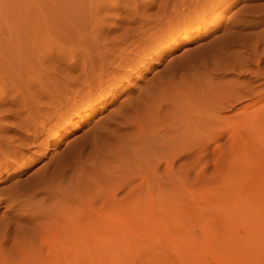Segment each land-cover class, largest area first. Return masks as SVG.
I'll list each match as a JSON object with an SVG mask.
<instances>
[{"label":"rangeland","instance_id":"rangeland-1","mask_svg":"<svg viewBox=\"0 0 264 264\" xmlns=\"http://www.w3.org/2000/svg\"><path fill=\"white\" fill-rule=\"evenodd\" d=\"M74 22L112 30L104 37L113 41L133 37L124 52L136 63L137 44L146 49L103 100L55 59L57 29ZM158 81L169 95L203 87L225 99L199 116L182 105L177 125L207 119V109L212 128L207 139L186 136L194 147L172 169L152 154L168 110L144 120ZM127 100L143 121L136 127ZM116 113L131 127L118 128ZM0 191V254L11 264L22 261L20 234L44 254L46 244L26 221L20 234L9 226L23 213L7 205L9 192H42L35 198L49 208L62 201L69 228L78 217L81 246L63 250L79 251V264H264V0H0Z\"/></svg>","mask_w":264,"mask_h":264},{"label":"bare ground","instance_id":"bare-ground-1","mask_svg":"<svg viewBox=\"0 0 264 264\" xmlns=\"http://www.w3.org/2000/svg\"><path fill=\"white\" fill-rule=\"evenodd\" d=\"M60 24H62V23H60ZM95 25L98 26L99 24L97 25L95 23L92 31L90 30L92 27L89 28V30H87L83 25H80V24L78 25L76 23H75V25L74 24L68 25L67 23L64 25H61L60 28L57 29V31H58L57 33H58L59 37H61L60 40L62 39V41H59V42L64 44L63 45L64 48H61V46H60L59 52L61 51V53L58 52L56 54L55 59L57 62L62 61V63H64L66 66L65 67L66 70L67 69H69L70 71L76 70V67H77L80 71L78 76L79 77L82 76L84 78L83 81H84V83H86L88 85V87L95 86V88L99 91L100 99L103 100L107 94V92L105 93L104 89L109 87L111 85V83H113V81H117L116 79L118 76L125 77L126 71L129 72V70L132 71V70L138 69V66H139L138 64L141 63L143 58L145 57L146 49L142 47L143 45L141 43L137 44L135 50H141L140 53L142 54V56L139 58V60L136 63V62H134L132 55L130 54V51L128 53L124 52L125 49L132 44L133 37L127 36V37H124L122 39H119L118 41L115 39L113 41L111 39H107L104 37L107 35L108 32H110L112 30L108 29L109 31L107 30V32H106V28H104L106 33H103L104 31L103 32L98 31V28H96ZM99 27L103 28V26H99ZM90 47H93V48H90ZM174 47H175V45L171 46L170 49H173ZM220 55H223V58H224L225 56H230L231 52L226 50L223 52V54L221 53ZM75 57H78L79 59H76ZM62 63H60V64H62ZM124 69H125V71L123 72ZM103 78L106 81H104ZM160 79H161V77H160ZM104 85H106V86H104ZM166 85L167 84L165 82L158 81L157 85H155V87L153 89L151 88L152 90L147 91L145 98H144L145 99L144 110L146 109L145 110L146 113L144 111V113H145L144 117L146 119H144V117H143V119L146 120V122H147L148 119H150L154 116L156 117V114L160 115L161 112L164 113L163 111L168 110L170 116H168V114L165 116H168L167 119L170 117L169 125H167L166 127H164L162 129V135L161 136H159L161 132L156 129L157 130L156 131L157 132L156 133L157 141L152 140L154 136L150 140H151V142L152 141L154 142L153 147L155 148V150H154L155 152H153L152 154L153 155L156 154L158 156L157 160L154 157L155 161H156V162L154 161V163H156V165L155 164L154 165L157 167V164H159L161 160H165L167 165L169 166V167L168 166L167 167L171 168L172 165L175 164L176 160L180 157V155L182 153L188 152L192 149V147H194V145L190 144L191 142L188 143V139L186 136H189L190 133L192 134L193 131L197 129L198 131H200L199 136L201 138L203 137V139H207L209 137L208 133L210 132V129L212 128L211 122L209 123V121H210L209 117L211 116V114L209 113V111L207 109L206 110L204 109V113H206V115L209 116L207 119H203L205 117H201L202 114L200 115V117L202 119H197V118L195 119V117L193 115V117H194V120L192 119L193 121L183 119L182 127L177 125L176 121L181 120V119L178 120V118L181 116V111L183 110L184 106H186V107L189 106L190 109H193L192 111H195V112L197 111V113L195 114V116H196L198 114V112H202L203 108H201V107L207 106V104L209 105L213 101L211 98H213L215 96H213L212 91H210L209 88H203V87L202 88L199 87V89H196V90H194L193 88H189L187 90V92L185 91L186 93L182 94L180 92L181 95H179V93L177 91L179 96H177L176 93H175V95H169ZM79 89H77V92ZM236 95H238V93ZM210 99H211V102H210ZM220 99H222V98L219 97V100ZM113 100H114V98H113ZM129 100L125 101L126 104L124 103L123 106L125 107V109L126 108L128 109V110L126 109V111H128L129 115L131 116V119H133L132 120L133 126L136 127V124L140 125L141 124L140 122L142 120L140 118V114L138 113L139 110L137 112L134 111L132 109L133 104L127 105V102L129 104L130 101H132V100H130V101ZM214 100H218V99L214 98ZM219 100H218V103L214 102V101L212 103L213 104L217 103V105L219 104L220 106H221V104H220L221 102L225 103V99H222V101L221 100L219 101ZM165 101H166V103H164ZM89 102H91V101H89ZM92 103L89 105L90 107L93 106ZM134 103H136V102L134 101ZM142 103H144V102H142ZM182 105H184V106H182ZM219 105L217 107H220ZM140 106H139V108H140ZM214 106H216V105H214ZM120 109H121V111L124 110V109H122V107ZM121 111H119L118 113L120 114ZM126 111H124V112H126ZM210 112H211V109H210ZM126 115L124 116L122 114V116L125 118H126ZM250 115H251V113H250ZM113 116L114 115H112V117ZM122 116L120 117L121 119L123 118ZM198 116H199V114H198ZM247 116H249V113ZM117 117H118V114L116 115L115 118H117ZM212 117H213V115H212ZM120 118L118 117V120ZM123 122H124V119H123ZM153 122H154V120H153ZM117 123L120 124V120H119V122L117 121ZM131 125L121 126V124H120L117 126H118V128H128V127H131ZM135 127H133V128H135ZM152 127H153V125H152ZM133 128H132V130H133ZM146 128H147V125H146ZM102 130H103L102 133L108 134L106 136H112V135L115 136L113 133L111 134V132L108 131L107 127L103 128ZM125 130H127V129H125ZM116 131H117V129H116ZM118 131H119V129H118ZM122 131H124V129ZM125 134H124V136H125ZM128 135H129V133H128ZM122 136H123V134H122ZM122 136L120 135L121 138L124 137V136L123 137ZM128 137H127V141H129ZM130 138H131V136H130ZM116 139H119V138H116ZM120 139H119V141H121ZM141 139L143 140V138H141ZM122 140L124 141L125 137ZM132 142H133V140H132ZM128 143H127V145H128ZM143 144L145 146V142H143ZM148 146H152V145H148ZM125 148H128V147H125ZM95 150H97V148ZM172 173H173V171H172ZM174 176H175V174H174ZM174 176L172 175L174 180L172 177H171L172 178L171 180L175 182L176 177H174ZM171 180H169V181H171ZM169 186H170V184H169ZM42 187H41V190L43 191L44 187L43 188ZM32 190H33V188H32ZM9 191L11 192L12 190H9ZM23 191L24 190H22V192ZM26 191L27 190H25V192ZM45 191L47 192L48 190H45ZM10 192H9V195L7 194L8 195L7 197L5 196L6 197L5 201L7 202V205L9 204L10 208H14V209L21 211L23 213L18 214L16 216L12 215L13 219L11 217L9 220V221H12V224L9 222V226L11 227V225H13L14 230L17 233V231H18L17 229L19 227V224L21 227V223H19V221H22V220L26 221L27 223H29L33 227H36V229L38 228L41 231V235H43V238H44V243L46 244V246H45L46 247V254H44L38 248H37L38 250L35 249V246H34L36 243L35 241H34V243H33V241L31 243L29 240V237H27L28 238L27 239L24 235L20 234L21 231H20V233L18 232L20 234V236H18L14 240L13 245H14V247H16L19 250L18 253L21 252L22 261L20 263L17 262V264H79V261H80L79 256L80 255L79 256L77 255L79 253V251L77 254L72 255L73 253H71V254L69 253L70 254L69 255L63 250L66 246H69L70 243L71 244H77L78 248H80V246H81V245L79 246V243L80 244L82 243L80 241V238H81L80 233H81L82 229L79 225L80 222L78 221V217L75 218L76 223L70 224L71 228H69V225L66 224L67 225L66 226L64 224L66 221L64 222V220H63L64 204L62 201L59 202V204L57 205V208H55V207L49 208V207H47V204H45L46 206L43 205V202L46 201V198L45 199L43 198L44 200L43 199L37 200L35 198L38 196L39 193H37V196H35V194H32L31 192H29L31 194H28V195H24L23 194L24 192L22 193V195H16V194H12V193L10 194ZM0 193H1V191H0ZM49 195H48V197H50ZM58 196L59 195H57V197ZM45 197H47V196H45ZM48 197H47V199L49 200ZM51 199H52V197H51ZM56 200L54 201L55 203H53V204H56V202L58 201V200L57 201ZM51 204H52V202H51ZM51 204H50V206H52ZM76 204H79V203H76ZM54 206H56V205H54ZM25 208H27V209H25ZM80 208H81V206H80ZM66 213H68V212H66ZM77 216H78V214H77ZM65 219H66V217H65ZM19 229H21V228H19ZM17 234H15V235H17ZM32 244H34V245H32ZM40 248H41V246H40ZM71 248L72 247L70 246V250H71ZM75 248H76V245H75ZM70 250H67V251H70ZM76 250H78V249L76 248ZM1 252L3 254V250ZM4 255L5 254H3V256ZM6 258H7V256H5V259ZM0 260H1L2 264H11L8 261L3 260L1 258V254H0ZM13 264H14V262H13Z\"/></svg>","mask_w":264,"mask_h":264}]
</instances>
